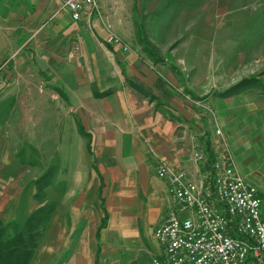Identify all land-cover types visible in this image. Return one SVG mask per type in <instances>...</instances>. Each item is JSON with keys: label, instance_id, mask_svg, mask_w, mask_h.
Listing matches in <instances>:
<instances>
[{"label": "crops", "instance_id": "1", "mask_svg": "<svg viewBox=\"0 0 264 264\" xmlns=\"http://www.w3.org/2000/svg\"><path fill=\"white\" fill-rule=\"evenodd\" d=\"M134 3L97 0L99 16L73 22L61 0H0V66L15 64L25 87V77L37 80L32 98L20 102L33 106L32 117L18 119V130H28L31 146L55 163L44 194L54 209L31 259L36 264H145L169 208L157 160L194 174L189 157L205 138L213 151L223 141L237 169L232 148L241 153L254 141L240 132L244 113L237 108L261 114V96H206L201 70L164 56L163 28H148ZM110 34L119 43H107ZM7 188L4 197L13 191ZM30 192L25 214L35 207Z\"/></svg>", "mask_w": 264, "mask_h": 264}, {"label": "rangeland", "instance_id": "2", "mask_svg": "<svg viewBox=\"0 0 264 264\" xmlns=\"http://www.w3.org/2000/svg\"><path fill=\"white\" fill-rule=\"evenodd\" d=\"M134 1V14L142 20L148 19L151 23L149 25L146 22L148 28H163L164 56L170 54L173 63L186 66L194 64L201 70V76L204 77L200 79L201 91H206V96L210 95L212 100L229 99L242 92H251L250 94L254 93L264 100V0ZM152 33L156 37V31ZM139 42L143 43V47L145 45L148 48L145 37L139 38ZM149 45L154 49L153 45ZM156 45L160 47L158 49L162 48L161 45ZM14 68L15 64H11L9 69H6L5 65L0 66V221L2 223L12 219L22 221L27 217L24 202L29 201L28 194L33 189L31 185L33 181L28 182V180L41 174L46 167L53 169L55 167L54 161L50 163L51 166L49 165L50 160L45 151L40 152L32 147L36 143L33 142L32 137L27 136L28 130H18V119L32 117L33 106L20 102L23 96L25 100L32 98V94L34 95L37 90V80L32 75L25 77V87ZM235 85L237 87L232 92H238L230 95L231 92L227 91ZM28 92L30 95L27 94ZM235 105L239 104L235 103ZM208 110L206 107L205 111ZM238 110L244 113L240 120L244 128L241 127L240 132H244V135L247 133L248 141L254 134V141L247 143V150L243 145L240 148L241 153L235 148H232V153L235 155L239 174L246 182L256 187L260 198L262 197L264 208V128L260 127L261 122L255 120L258 118L256 114L258 110L255 107L237 108ZM260 115L264 124V112ZM237 139L238 136H235L231 141ZM3 145L13 150L7 153ZM11 155L14 156L13 161L10 159ZM20 163L29 166L23 167ZM34 164L37 166H32ZM8 186L13 191L10 192L11 196L4 197L8 193L3 188ZM45 202L52 203L50 200ZM16 214H20V217ZM102 222L104 226L105 220ZM151 245L152 249L156 250L157 244L153 239ZM150 259L145 255L142 257L145 264H151ZM30 264L36 262L33 260Z\"/></svg>", "mask_w": 264, "mask_h": 264}, {"label": "built area", "instance_id": "3", "mask_svg": "<svg viewBox=\"0 0 264 264\" xmlns=\"http://www.w3.org/2000/svg\"><path fill=\"white\" fill-rule=\"evenodd\" d=\"M61 6L73 22L99 16L97 0H61ZM106 42L119 43L112 34ZM220 146L211 148L209 163L196 143L189 157L194 174L157 160L155 175L165 183L169 208L152 233L157 250L151 264H264L262 199L239 174L226 144Z\"/></svg>", "mask_w": 264, "mask_h": 264}, {"label": "trees", "instance_id": "4", "mask_svg": "<svg viewBox=\"0 0 264 264\" xmlns=\"http://www.w3.org/2000/svg\"><path fill=\"white\" fill-rule=\"evenodd\" d=\"M236 87V85L232 86L227 92H231L230 95L237 93L238 91L232 92ZM199 144L203 151L208 154V162L210 163L213 154L209 141L200 138ZM203 170H205V166ZM53 172V168L46 167L41 175L31 183L33 186L32 199L35 202V207L30 210L24 220L12 219L5 223L0 221V264L31 263L37 243L54 209L53 203L44 201L45 189L50 185L49 181ZM102 226L103 222L101 221L100 227ZM94 264L98 263L95 262Z\"/></svg>", "mask_w": 264, "mask_h": 264}]
</instances>
